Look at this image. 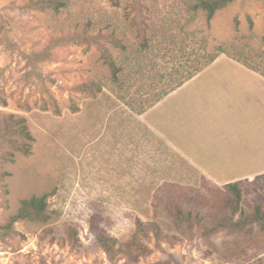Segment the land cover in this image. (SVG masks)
<instances>
[{"label": "rangeland", "instance_id": "rangeland-1", "mask_svg": "<svg viewBox=\"0 0 264 264\" xmlns=\"http://www.w3.org/2000/svg\"><path fill=\"white\" fill-rule=\"evenodd\" d=\"M37 1L0 0V264H264L263 223L209 231L264 216V173L238 181L233 211L226 185L176 153L163 123L207 78L140 115L130 109L191 70L200 38L264 72V0H235L210 21L191 12L196 0H56L57 12ZM91 83L92 93L79 89ZM187 97L184 133L197 139L202 114ZM20 119L27 155L16 148ZM34 196L46 198L45 219L6 229Z\"/></svg>", "mask_w": 264, "mask_h": 264}, {"label": "crops", "instance_id": "crops-1", "mask_svg": "<svg viewBox=\"0 0 264 264\" xmlns=\"http://www.w3.org/2000/svg\"><path fill=\"white\" fill-rule=\"evenodd\" d=\"M225 62L229 64L219 65ZM201 78H207L209 88L205 86L207 81H201L198 91L193 86L179 98L181 101H178L175 118L164 115L163 123L176 140V153L193 168L203 173L207 169V177L218 185L263 174L264 76L222 55L163 100ZM186 94L192 102L195 99L198 101L196 107L202 114L195 126L199 132L195 134L197 139L184 133L186 123L192 121L187 115L188 108L183 104ZM221 111L227 115H222ZM206 112L209 116L201 125ZM204 128L206 131H203ZM160 134L168 138V133L160 131ZM201 154H205L206 166H203ZM218 172H222L223 179H216L220 175Z\"/></svg>", "mask_w": 264, "mask_h": 264}, {"label": "trees", "instance_id": "trees-1", "mask_svg": "<svg viewBox=\"0 0 264 264\" xmlns=\"http://www.w3.org/2000/svg\"><path fill=\"white\" fill-rule=\"evenodd\" d=\"M235 0H196L194 5L191 7V12L197 14V13H203L206 16L207 21H210L216 13L221 10L222 8H225L226 6L233 3ZM37 4L40 6H44L46 8H50L53 11H59V9L63 6L62 3L56 1V0H40L37 1ZM225 48L222 46H219L214 49V52L210 53L207 51V47L204 44V39H199V47H198V54L195 57V60L193 62V65L191 67L190 71H187L181 75H177L175 79H171L166 83L159 94L156 96L154 101H151L149 103H145L138 107H134L132 103L130 102V109L134 111L137 114H142L145 112V110L155 102L158 103L161 100H163L166 96H168L170 93L174 92L178 88H180L183 84L191 80L194 76H196L199 72H201L204 68L212 64L221 54H225ZM233 60L237 62H242V59H239L236 54H233L231 57ZM242 65L252 68L255 71L259 72L261 75L264 76V72L258 68L257 65H251V63L242 62ZM109 66L113 70V80L117 81L119 78V75L117 73V66L114 61H109ZM93 83L91 84H83L79 86V89L83 92H89L92 93L94 90ZM58 112V111H56ZM16 134V142L17 143V149L21 151L23 154L27 155L30 153L31 145L30 142L33 140L31 134L28 131V128L25 124L24 119H20V125L17 126L15 129ZM18 140V141H17ZM226 187L228 190L233 194V200L231 204V208L233 211H236L237 208L240 205L241 202V190L239 188V182H234L227 184ZM45 210H46V198L45 196L41 197H31L29 199L23 200L21 202L20 209L17 214L10 217V220L8 224L5 226L6 229L10 230L13 224L20 220H29V221H41L45 219ZM191 213H188L190 215ZM177 218L180 221L184 220L183 212L178 210ZM227 223H219V225L214 226L213 228L209 229L211 233H216L220 231L221 229H229V230H241L246 225L250 223H258L261 222L264 224V216L260 215L259 213L253 214L251 216H248L246 220H238L233 221V219L226 220ZM157 229V227L155 226ZM92 233L100 243V245L106 249L110 250L112 249L115 241L106 237L102 231H99L92 228Z\"/></svg>", "mask_w": 264, "mask_h": 264}]
</instances>
